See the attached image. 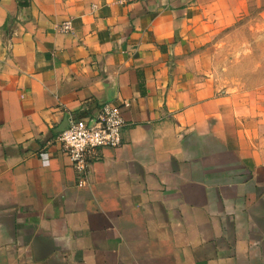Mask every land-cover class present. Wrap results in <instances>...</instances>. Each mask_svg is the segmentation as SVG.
<instances>
[{"label": "crops", "instance_id": "crops-1", "mask_svg": "<svg viewBox=\"0 0 264 264\" xmlns=\"http://www.w3.org/2000/svg\"><path fill=\"white\" fill-rule=\"evenodd\" d=\"M0 264H264V0H0Z\"/></svg>", "mask_w": 264, "mask_h": 264}, {"label": "built area", "instance_id": "built-area-1", "mask_svg": "<svg viewBox=\"0 0 264 264\" xmlns=\"http://www.w3.org/2000/svg\"><path fill=\"white\" fill-rule=\"evenodd\" d=\"M61 31H69L71 23L60 25ZM129 103L104 104L94 118H68L67 127L57 134L62 151L68 157L76 176L77 186L87 185L90 161L97 150L116 149L121 146V130L125 126L122 111Z\"/></svg>", "mask_w": 264, "mask_h": 264}, {"label": "water", "instance_id": "water-1", "mask_svg": "<svg viewBox=\"0 0 264 264\" xmlns=\"http://www.w3.org/2000/svg\"><path fill=\"white\" fill-rule=\"evenodd\" d=\"M67 123H68V118L66 117L64 120V125L59 127V129L57 130V133L63 131L67 127Z\"/></svg>", "mask_w": 264, "mask_h": 264}, {"label": "rangeland", "instance_id": "rangeland-1", "mask_svg": "<svg viewBox=\"0 0 264 264\" xmlns=\"http://www.w3.org/2000/svg\"><path fill=\"white\" fill-rule=\"evenodd\" d=\"M245 46H247V44Z\"/></svg>", "mask_w": 264, "mask_h": 264}]
</instances>
